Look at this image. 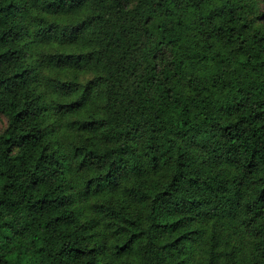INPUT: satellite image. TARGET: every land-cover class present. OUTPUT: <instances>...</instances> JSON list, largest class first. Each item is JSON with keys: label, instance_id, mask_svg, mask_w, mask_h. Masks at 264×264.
Listing matches in <instances>:
<instances>
[{"label": "trees", "instance_id": "1", "mask_svg": "<svg viewBox=\"0 0 264 264\" xmlns=\"http://www.w3.org/2000/svg\"><path fill=\"white\" fill-rule=\"evenodd\" d=\"M0 264H264V0H0Z\"/></svg>", "mask_w": 264, "mask_h": 264}, {"label": "rangeland", "instance_id": "2", "mask_svg": "<svg viewBox=\"0 0 264 264\" xmlns=\"http://www.w3.org/2000/svg\"><path fill=\"white\" fill-rule=\"evenodd\" d=\"M5 118L3 116H0V128L4 125Z\"/></svg>", "mask_w": 264, "mask_h": 264}]
</instances>
